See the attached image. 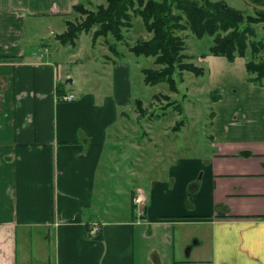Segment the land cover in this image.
<instances>
[{"label":"crops","instance_id":"obj_1","mask_svg":"<svg viewBox=\"0 0 264 264\" xmlns=\"http://www.w3.org/2000/svg\"><path fill=\"white\" fill-rule=\"evenodd\" d=\"M80 1L0 0V264H264V87L224 90L210 154L158 174L128 64L109 59L107 91L61 98L74 79L42 44ZM239 57H211L212 84L246 77Z\"/></svg>","mask_w":264,"mask_h":264},{"label":"rangeland","instance_id":"obj_2","mask_svg":"<svg viewBox=\"0 0 264 264\" xmlns=\"http://www.w3.org/2000/svg\"><path fill=\"white\" fill-rule=\"evenodd\" d=\"M223 1L247 14H256L255 7L251 6L247 0ZM83 3L85 8L94 11L100 5H107V0H83ZM86 17V13L76 11L65 19L78 24ZM67 20L63 22V27L51 34L52 40L48 41L37 36L40 30L37 31L36 24L31 22L27 38L30 49L41 47L44 41L42 49L49 51L48 56L58 61L61 77L64 78L69 74V78L74 79L67 89L76 96L84 94L89 83L99 85L103 91L111 87L112 75L108 70L105 71V68L107 64H110L109 59L112 57L128 64L131 108L127 111L131 115L134 109L130 123L134 125L135 131L141 133L140 143L150 144L154 148L156 155L153 160L151 159L150 164L152 165L155 161L158 174L162 173L166 165L169 166L178 156L205 158L210 154L209 137L216 115L214 104L224 98L222 94L224 90L230 96L237 94L238 91L241 95L248 90L247 85L264 87V81L263 83L251 81V75L247 71L246 77L239 71L235 72L236 75L232 76L228 87L222 82L220 85L212 84V74L216 72L211 69L210 58L215 55L210 53V47L214 44V37L206 35L199 38L190 28L175 31L184 42L183 62L203 68L204 72L197 74L190 69L177 68L174 74V86L167 81L155 85L147 84L144 81L143 69H159L161 66L156 63L154 56L136 55L130 50L138 41L148 40L153 36V33L146 29L141 16L133 14L132 26L123 27L124 38L122 40H116L112 34L96 36L95 31L99 26L94 25L88 31L82 30L75 43H63L59 38V35L67 30ZM183 24H186V21H183ZM255 28L256 35L252 37L253 40L264 41V24H256ZM115 42L119 53H122L120 57L113 53L110 46ZM248 52L246 57H239V63L243 60L245 62L251 59L258 61L264 58V51L253 55L249 48ZM228 62V66H231V61ZM63 82H65L64 79ZM215 88L222 94L217 100L212 99L216 94L212 91ZM137 99L143 101L142 106L136 102ZM126 120L129 119L126 118ZM145 159L142 156L141 166L144 165ZM125 178L127 180V177Z\"/></svg>","mask_w":264,"mask_h":264},{"label":"trees","instance_id":"obj_3","mask_svg":"<svg viewBox=\"0 0 264 264\" xmlns=\"http://www.w3.org/2000/svg\"><path fill=\"white\" fill-rule=\"evenodd\" d=\"M250 1L264 6V0ZM76 11L86 13L87 17L78 24L67 20V30L59 35L63 43H75L82 30L88 31L94 25L99 26L95 31L96 36L112 34L116 40H122L123 27L132 26L133 14L141 16L146 29L153 36L138 41L130 50L136 55L154 56L156 63L161 66L159 69H143L144 81L151 85L167 81L174 86L177 68L190 69L197 74L204 72L203 68L183 62L184 42L175 33L178 29L190 28L199 38L213 36L214 44L210 47V53L225 56L230 61L238 56L246 57L249 48L253 55L264 51V41L252 38L256 35L255 25L264 24V10L255 8V15L247 14L223 0H107V5H100L94 11L85 8L81 0L74 5L73 12ZM110 46L116 56L120 54L116 42ZM246 67L251 81L263 83L264 58L248 60ZM214 91L216 94L212 99H220L219 90ZM142 102L141 99L137 100L139 105Z\"/></svg>","mask_w":264,"mask_h":264},{"label":"built area","instance_id":"obj_4","mask_svg":"<svg viewBox=\"0 0 264 264\" xmlns=\"http://www.w3.org/2000/svg\"><path fill=\"white\" fill-rule=\"evenodd\" d=\"M63 100H67V101H70V100H73L75 99V94H65L64 96L61 97ZM138 200L140 201V198H138ZM100 231V226L99 225H94L91 229H90V234L92 236H96L98 234V232Z\"/></svg>","mask_w":264,"mask_h":264},{"label":"water","instance_id":"obj_5","mask_svg":"<svg viewBox=\"0 0 264 264\" xmlns=\"http://www.w3.org/2000/svg\"><path fill=\"white\" fill-rule=\"evenodd\" d=\"M249 2V4L255 8H258V9H261V10H264V6L262 5H258V4H255V3H252L250 0H247Z\"/></svg>","mask_w":264,"mask_h":264}]
</instances>
